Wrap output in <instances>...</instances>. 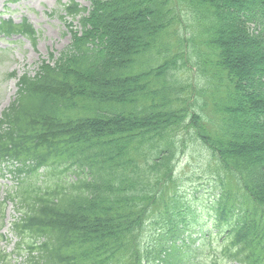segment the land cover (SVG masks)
I'll return each instance as SVG.
<instances>
[{
    "label": "trees",
    "instance_id": "16d2710c",
    "mask_svg": "<svg viewBox=\"0 0 264 264\" xmlns=\"http://www.w3.org/2000/svg\"><path fill=\"white\" fill-rule=\"evenodd\" d=\"M185 3L200 31L187 44L174 29ZM63 11L71 42L23 73L0 114L17 253L264 264V0H68ZM14 35L37 43L26 19H1L0 36ZM235 46L257 63L233 58ZM184 155L203 162L204 184L181 190Z\"/></svg>",
    "mask_w": 264,
    "mask_h": 264
},
{
    "label": "rangeland",
    "instance_id": "374dc122",
    "mask_svg": "<svg viewBox=\"0 0 264 264\" xmlns=\"http://www.w3.org/2000/svg\"><path fill=\"white\" fill-rule=\"evenodd\" d=\"M68 0H0V20L12 19L15 23H21L24 19L30 23L37 31V43L22 35L13 36L9 39L0 38V113L8 108L13 100L19 78L24 72L29 70L33 75L37 65L42 60L49 61L50 57L54 59L71 42L67 27L61 20L60 15L65 14L63 5ZM82 6H88L90 0H76ZM178 2V0H176ZM179 7L180 26L175 27V31L180 34L186 44L187 39L195 36L193 41L199 37V29L192 26L188 18L190 8L187 3ZM77 24V22H75ZM170 32H172L170 30ZM175 40L174 35L170 37ZM200 39V37L198 38ZM233 58H246L251 64L257 63V53L253 49H243L238 46L231 52ZM186 55L189 57V48L186 49ZM189 59V58H188ZM38 63V64H37ZM11 72L16 73V77L10 76ZM193 87L197 83L196 78L188 79ZM177 165L180 176L179 183L182 184L181 190L187 186H198L199 182L204 184L208 178L199 164L201 161L194 162L190 156H183ZM12 165H6L0 170V252H4L8 257L7 262L11 264H26V250L21 254L16 253L17 237L11 233V222L17 217V209L11 200L5 203V216L2 220L3 199L6 196V190L14 182L13 175L10 173ZM46 177L49 178L48 172ZM191 188V187H189ZM192 192V191H190ZM16 238H15V237Z\"/></svg>",
    "mask_w": 264,
    "mask_h": 264
}]
</instances>
